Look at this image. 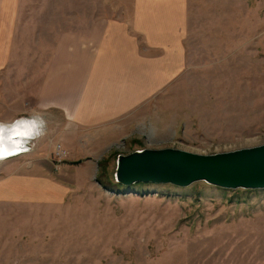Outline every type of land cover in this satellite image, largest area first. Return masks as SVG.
<instances>
[{"label":"rangeland","instance_id":"obj_1","mask_svg":"<svg viewBox=\"0 0 264 264\" xmlns=\"http://www.w3.org/2000/svg\"><path fill=\"white\" fill-rule=\"evenodd\" d=\"M56 4L49 0L51 9ZM58 4L64 10L75 4L88 9V0ZM189 5L184 73L145 104L111 145L102 146L99 137L82 141L81 154L72 156L58 134L60 123L45 114L0 118L29 117L39 130L27 151L0 162V168L28 155L58 172L57 188L46 187L56 199L34 197L11 216H25L8 227L22 234L0 235V264L264 260V189H225L206 181L122 187L116 181L121 153L172 147L213 154L264 144V0H190ZM55 36L48 35L49 45ZM68 163L72 167L60 174Z\"/></svg>","mask_w":264,"mask_h":264},{"label":"crops","instance_id":"obj_2","mask_svg":"<svg viewBox=\"0 0 264 264\" xmlns=\"http://www.w3.org/2000/svg\"><path fill=\"white\" fill-rule=\"evenodd\" d=\"M58 1L51 9L49 0H0V118L45 114L60 123L62 143L76 156L82 141L99 137L106 146L121 138L184 73L190 0H88L86 11ZM56 171L28 155L2 165L0 235L22 234L8 227L25 216H11L34 197L57 198L46 188H57Z\"/></svg>","mask_w":264,"mask_h":264},{"label":"water","instance_id":"obj_3","mask_svg":"<svg viewBox=\"0 0 264 264\" xmlns=\"http://www.w3.org/2000/svg\"><path fill=\"white\" fill-rule=\"evenodd\" d=\"M115 177L125 187L136 183L187 187L206 181L225 189H264V144L213 154L172 147L121 153Z\"/></svg>","mask_w":264,"mask_h":264},{"label":"bare ground","instance_id":"obj_4","mask_svg":"<svg viewBox=\"0 0 264 264\" xmlns=\"http://www.w3.org/2000/svg\"><path fill=\"white\" fill-rule=\"evenodd\" d=\"M37 129V125L29 117H19L12 123L0 122V162L27 151L29 140L39 135Z\"/></svg>","mask_w":264,"mask_h":264},{"label":"trees","instance_id":"obj_5","mask_svg":"<svg viewBox=\"0 0 264 264\" xmlns=\"http://www.w3.org/2000/svg\"><path fill=\"white\" fill-rule=\"evenodd\" d=\"M118 185L124 187L122 184H119V183H118Z\"/></svg>","mask_w":264,"mask_h":264},{"label":"built area","instance_id":"obj_6","mask_svg":"<svg viewBox=\"0 0 264 264\" xmlns=\"http://www.w3.org/2000/svg\"><path fill=\"white\" fill-rule=\"evenodd\" d=\"M27 146V145H26Z\"/></svg>","mask_w":264,"mask_h":264}]
</instances>
